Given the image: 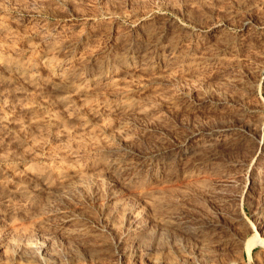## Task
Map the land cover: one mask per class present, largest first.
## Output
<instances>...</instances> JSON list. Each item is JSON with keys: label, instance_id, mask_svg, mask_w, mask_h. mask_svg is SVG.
<instances>
[{"label": "rangeland", "instance_id": "obj_1", "mask_svg": "<svg viewBox=\"0 0 264 264\" xmlns=\"http://www.w3.org/2000/svg\"><path fill=\"white\" fill-rule=\"evenodd\" d=\"M147 29L164 30L165 43L180 37L178 49L182 48L183 56L189 50L194 52L193 61L184 56L181 67L155 72L133 66V60L118 62L128 47H149L150 42L141 38ZM47 53L64 62L66 68L92 67L94 60H103L117 71L110 85L92 87L88 101H75L73 112L81 117L79 121L44 129H18L10 123L0 135L1 180L11 183L14 173L17 180L31 165L56 179L72 170L91 174L97 168L103 170L105 162L122 158L137 161L144 165L146 180L147 170L154 167L163 171L169 182L158 187L160 192L143 182L144 187L137 183L128 188L124 197L130 201V210L144 217L146 223L168 212L183 221L165 227L155 223L147 226L141 235L144 242L138 244L140 256L127 259L125 264H145L155 258L160 264H204L187 260L202 243L211 248L219 243L227 246L223 252L211 250V264H264V229L257 215L264 210V149L259 148L264 147V84L258 81L259 70L264 67V0H0V61L23 67L37 65L42 79L38 87L25 86L32 95L14 97L12 91L24 87L13 73H6L15 79L11 84L0 82V115L7 122L16 118L26 122L31 113L23 107L33 106L34 114L54 113L63 122L71 116L52 105L50 95H46L48 99L42 97L50 77L42 65ZM232 78L236 80L234 86L227 84ZM203 100L204 107L194 109ZM124 101L144 107V113L117 112L115 108ZM91 110H99L100 119L85 130L83 124L91 117ZM255 126L257 134L252 130ZM123 128L129 133L121 138ZM198 131L201 135H194ZM216 131L226 144L196 143ZM64 133L68 138L59 142V134ZM193 145L204 159L217 157L212 166L213 162L203 165L194 178L182 180L177 177L184 162L180 161ZM156 192L162 196L160 201L153 198ZM75 199L64 202L75 207L88 229L95 231L82 255L78 256L74 246L62 247L54 230L47 232L40 227L35 217L39 205L23 209L10 224H1L0 232L14 234L18 243L24 235L36 238L46 232L57 246V252H52L59 258L57 264H68L62 256L66 251L78 256L74 264H120L110 255L121 246L128 247L126 238L121 232L110 234L94 204ZM157 203L161 204L159 209L154 207ZM192 229L198 235L191 234ZM254 239L260 243L248 255L245 244ZM102 241L109 252L92 249ZM89 254L97 261H91Z\"/></svg>", "mask_w": 264, "mask_h": 264}, {"label": "bare ground", "instance_id": "obj_2", "mask_svg": "<svg viewBox=\"0 0 264 264\" xmlns=\"http://www.w3.org/2000/svg\"><path fill=\"white\" fill-rule=\"evenodd\" d=\"M163 37H164V30L152 31L151 29H147L145 32L141 34V38L144 42L145 41L150 42V45L147 44L149 47L148 48L128 47L127 51L123 53V55L119 56L117 61L120 63H125L127 61L129 62L130 60L131 61L133 60L134 61L133 66L135 65V67L141 70L144 69L148 72L149 71L155 72L159 70L162 71V69L163 71H166L168 70V68H171V67L173 68L176 67L177 69L178 67L182 66L183 64L182 60L184 59V56L189 61H193L192 57L193 55H195L193 54L194 52H191L189 50L185 52V55L183 56V54H181L182 48L178 49L180 37L177 38L176 36H174L173 38H170L169 40H167L169 41L167 43H165L166 41L163 40ZM65 49L67 51V48ZM62 50L65 51L64 49H59V51H62ZM150 53H153V54L155 53L156 56L154 55V57H152L149 55ZM64 54H66V52ZM42 59L44 63L42 65L50 73V77H48L49 79L46 81V85H45L46 91L43 92L44 95H42V97L47 98L46 95H50V99H51L50 103L52 105L56 104L60 106L65 114L71 115L68 118L69 120L67 119L66 122L65 121L63 122V120L60 121L59 117L54 113H47L46 115L40 114L42 115L40 116L39 114L38 115L34 114L36 111L34 106L33 107H23V109L25 110L27 114L31 113V118L26 120V122H21L20 120H17V118L13 122H12L13 119L11 120V122L10 121L7 122L4 119V116L2 117L0 115V126L2 128L0 131L1 132L0 135L6 132L5 128L8 127L10 123H12V125L18 129L19 128L20 129H30L33 127L44 129V128H49V127H54V126H60V124L62 123L66 124L67 122L79 121L81 117L75 115L73 112L74 107L76 105L75 103H77L75 101L76 100L77 101L78 100L88 101L89 98L87 97H88V94H90L89 92H93L91 90L92 87H95L96 85H99V84L105 85L106 83H109V81L113 79V76L117 71L114 69V65H110V62L107 63L103 60H94L92 67L91 65L85 64L84 66L78 67V68L77 67L76 68H66L64 62L62 63V62L55 61L53 58H51L50 53L45 54ZM2 61L3 60L0 61V68L1 70H3V72L2 71L0 72V82L4 84L6 83L11 84V82H15V79H16L17 82L19 81L23 84L24 88L25 86L30 87V88L31 87L35 88L36 84H38L37 82L42 80L40 76L38 75L37 65H29L28 67H23L17 64L16 62H7V61L2 62ZM7 72L8 74L13 73L15 75L14 76L15 79L9 78L8 75L6 74ZM258 74H259L258 81L264 84V67L261 68V70H259ZM234 82H236V80H233L232 78L228 81L227 84L231 83L234 86L233 84ZM15 85H14V88H16ZM105 86H107V84ZM24 88L13 90L12 95L14 97H18V96L30 95L32 93V91L29 88H25V89ZM205 103L206 101L203 100V102H200L199 105L195 107L194 109H199L202 106L204 107ZM219 103H222L221 99L219 100ZM214 108H217V107H214ZM115 109L119 113H129L131 111H134L138 114L139 112H143L144 107L135 105L133 104V102L124 101V102L119 103ZM186 109L189 110L190 108H186ZM99 119H100L99 110H93L89 120L83 124V128L86 130L87 128H89L88 126H90L93 121H97ZM128 130L126 129L120 130L119 137L121 138L126 137L129 133ZM252 130L254 131L255 134L258 133L257 126L252 128ZM218 133L219 132L217 133L209 132L205 135L204 138L196 140V143L200 144L201 146L214 145L216 147L226 144L225 143L226 141ZM66 134L67 133H64L61 135L59 134L57 140L59 142L66 141V139L68 138V135ZM194 135L200 136L201 132L198 131ZM244 143L245 145L246 143L248 144V142H243V144ZM194 146L195 145H193V147H191L189 151L185 150L186 152L185 153L183 152L184 154L182 155L183 157L181 158L180 162L182 161L184 162L180 166L181 170L178 173L179 175H177V177L179 176L182 180L194 178L196 175H198V173H200L201 169L203 168V165H206L208 162L210 163V162L215 161L214 159H216L217 157L215 156L214 158L210 155L212 157L210 160L204 159L205 157L203 158V156L201 155L202 153L200 154V152ZM259 146L261 150L264 149L263 146L262 147L261 145ZM213 164L214 162L210 166H212ZM104 166L105 167L103 168V170L97 168L93 170L91 174L89 171L85 174L84 172L79 171V170H72L70 171L68 175L57 176L56 179L55 178L51 179L49 172H42L32 167V165L26 167L23 173L19 176L17 180H16V173H14L13 174L14 179L13 181H11V183L8 181L7 182L4 181V179L1 180V176H0V225L10 224L12 219L16 218V215L21 216L23 209L26 210L28 209L29 206L36 205L37 207L39 205L40 211L38 214L35 215V217L38 219L37 221L40 224V227L46 230L47 232L50 230H54V232H56L60 236V239H61L60 245L62 247L74 246L77 250L78 256L79 254L82 255L83 249L87 247L86 245L88 243H91L92 237L95 235V231L88 229L86 222L83 221L84 218L80 217V213L78 212V210L75 209V207L73 209L67 203L64 202V200L74 201L76 200L75 198H80L79 199L80 202L84 201V203L86 204L87 203L94 204L101 211L100 213L102 215V221L100 222L105 223L104 225H106V227L109 229L110 234L116 235L117 233L121 232V234L123 235V238H126L124 241L125 243H128L126 244L128 247L127 248H123L122 246L121 248L119 247V249H117L115 253L113 254L111 253L110 257L111 258L112 256L114 258L117 257L118 258L117 260L120 264H125L126 260L129 258L136 260V258L140 256L139 255L140 252H138V249H139L138 244L144 242L141 235H143L146 232L147 226H149L150 224L153 225L154 223L155 225H158V227L160 226L165 227V225L167 226L170 224L179 225L182 223L183 220L181 219L182 220L181 221L178 217L173 216L177 214L172 215L170 212H168L165 215L162 213L163 214L162 216L158 214L160 217L155 216L154 219L148 220V222L146 223L144 221V217L139 215V213L136 214L134 213V211L130 210L129 208L130 205L128 207V203L130 201L129 199H127L128 197L125 198L127 195L124 197V194L127 192L128 188L130 189V187L136 185L137 183L142 184L143 182V183L149 184L150 187L156 186L157 189L158 187L160 189L161 186L166 185V183L169 182L166 176L165 178L163 177L165 175L163 171L157 170L154 167H150L149 169L146 168L148 169L146 173H148V177H149V178L147 177V180H146V178H143L144 172L146 170L144 169V165L141 164L140 162L129 160V159L125 160V158L124 159L122 158V159L112 161V162H107V163L105 162ZM216 167L217 166H215V168ZM170 177L172 176L170 175ZM144 186L145 184L143 185V187ZM139 187L141 186L139 185ZM159 189L156 191L158 192ZM156 193H154L155 196L153 195V198L155 197L156 200L157 199L159 200V198H162V196L158 195L159 193H157L158 196H156ZM56 201H59L61 204H65L67 207L61 208L62 206L60 207L59 205H57ZM77 202H78V199H77ZM160 206H161L160 203H157V205H154L156 209H159ZM263 211L264 210L259 211L257 213L258 218L260 220L259 225L261 229H264V212ZM120 216L122 217L121 222H119L118 220ZM87 218L88 217H86L85 219ZM96 223L98 222L96 221ZM190 233L196 236L198 235L199 232L197 230L192 229ZM38 235L39 237H36V238L35 236L30 237V236L24 235L20 237L21 241L19 240L20 242L18 243L16 242L17 239H16V236H14V234L12 235L11 233L0 232V264H57L56 260H58L59 258L56 256L57 257L56 259L54 257V254L52 253L57 248V246H55L54 239H52L53 237L46 235V232L38 234ZM257 239L256 240L254 239L253 241H249L245 244V249H246L245 251H247L248 255H251V252L254 249L255 245L260 243L258 242ZM205 244L206 243L204 244L202 243L197 248L192 250V252L189 253L187 260L189 261L191 260L196 263L204 261L205 262L204 264H211L212 260L214 259V258L212 259L211 250L214 249V251L220 252L222 249L227 247L225 244H222V243L216 244V246H212V248L210 246H205ZM107 248L108 246L105 245V243L103 242L102 244L100 243L99 245H96L92 249H94V251L106 250V252H109L108 251L109 248L108 249ZM72 249H70V251ZM67 252L68 251H66V253L64 254L62 253L63 254L62 256L64 257L66 261H68V264H72V263L74 264V261L75 259L78 258V256L75 258L73 253L71 252L67 253ZM87 257H89L91 261L93 262L97 261L95 258L91 256V254H89V256ZM261 261L264 262L263 260ZM59 263L60 262H58V264ZM160 263L162 262H159V260L155 258V261L147 260L145 264H160Z\"/></svg>", "mask_w": 264, "mask_h": 264}]
</instances>
